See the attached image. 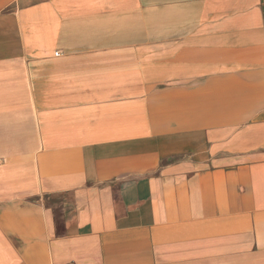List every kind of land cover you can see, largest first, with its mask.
Returning a JSON list of instances; mask_svg holds the SVG:
<instances>
[{
	"label": "crops",
	"instance_id": "1",
	"mask_svg": "<svg viewBox=\"0 0 264 264\" xmlns=\"http://www.w3.org/2000/svg\"><path fill=\"white\" fill-rule=\"evenodd\" d=\"M0 264H264V0H0Z\"/></svg>",
	"mask_w": 264,
	"mask_h": 264
}]
</instances>
